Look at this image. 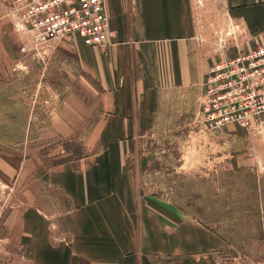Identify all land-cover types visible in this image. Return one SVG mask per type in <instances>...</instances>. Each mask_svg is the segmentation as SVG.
Segmentation results:
<instances>
[{
  "label": "rangeland",
  "instance_id": "374dc122",
  "mask_svg": "<svg viewBox=\"0 0 264 264\" xmlns=\"http://www.w3.org/2000/svg\"><path fill=\"white\" fill-rule=\"evenodd\" d=\"M196 1L216 4L217 18L200 19L193 81L163 84L153 128L123 138L125 166L141 198L222 237L221 264H264V114L246 127L213 128L203 121L207 71L229 58L236 33L222 16L223 0ZM16 13L13 0H0V264H30L22 215L33 208L66 212L70 202L50 173L100 150L107 139L100 130L102 88L86 74L79 54V42L87 45L83 38L40 44L18 30ZM207 25L215 28L211 34Z\"/></svg>",
  "mask_w": 264,
  "mask_h": 264
},
{
  "label": "crops",
  "instance_id": "0c3cea01",
  "mask_svg": "<svg viewBox=\"0 0 264 264\" xmlns=\"http://www.w3.org/2000/svg\"><path fill=\"white\" fill-rule=\"evenodd\" d=\"M200 2L107 0L112 43L79 42L83 68L102 88L100 130L107 139L100 150L50 173L70 202L66 212L33 208L22 215L30 264H221L222 237L193 218L169 213L161 202L141 198L122 153L123 138L153 128L163 84L193 81L200 19L217 18L216 4ZM223 12L236 33L229 58L264 44V0H223ZM209 25L211 34L215 28Z\"/></svg>",
  "mask_w": 264,
  "mask_h": 264
},
{
  "label": "built area",
  "instance_id": "2783aa9c",
  "mask_svg": "<svg viewBox=\"0 0 264 264\" xmlns=\"http://www.w3.org/2000/svg\"><path fill=\"white\" fill-rule=\"evenodd\" d=\"M22 20L40 44L75 36L89 46H105L116 36L107 0H13ZM23 30V31H22ZM203 121L213 128L246 127L264 114V44L213 64L201 98Z\"/></svg>",
  "mask_w": 264,
  "mask_h": 264
}]
</instances>
